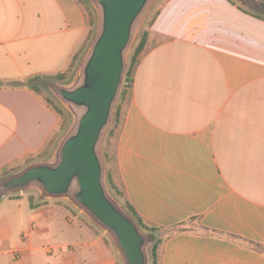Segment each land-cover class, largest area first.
I'll return each mask as SVG.
<instances>
[{
  "label": "crops",
  "instance_id": "obj_1",
  "mask_svg": "<svg viewBox=\"0 0 264 264\" xmlns=\"http://www.w3.org/2000/svg\"><path fill=\"white\" fill-rule=\"evenodd\" d=\"M89 7L0 0V170L42 154L59 128L43 96L8 84L68 72ZM232 9L166 3L103 140L125 201L162 240L157 264H264V21L240 23ZM23 192L0 198V264H125L77 206Z\"/></svg>",
  "mask_w": 264,
  "mask_h": 264
},
{
  "label": "water",
  "instance_id": "obj_2",
  "mask_svg": "<svg viewBox=\"0 0 264 264\" xmlns=\"http://www.w3.org/2000/svg\"><path fill=\"white\" fill-rule=\"evenodd\" d=\"M154 0H95L100 23L74 88L51 85L76 121L63 140L56 164L37 163L0 180V198L39 188L47 198H67L113 238L125 264H150L153 238L110 197L101 144L113 122L128 55ZM264 14L259 0H239Z\"/></svg>",
  "mask_w": 264,
  "mask_h": 264
},
{
  "label": "rangeland",
  "instance_id": "obj_3",
  "mask_svg": "<svg viewBox=\"0 0 264 264\" xmlns=\"http://www.w3.org/2000/svg\"><path fill=\"white\" fill-rule=\"evenodd\" d=\"M168 1L169 0H154L153 3L151 4L149 10L147 11V14L145 15L143 22L138 27L139 31L137 34V38H136L134 44L132 45L131 51L128 55L127 66H128V62H129V59H130V56H131L133 50L135 49V47L137 46L138 42L141 39L142 33L145 31H147V32L150 31L154 21L156 20V18L160 14L161 10L164 8V6L166 5V3ZM227 1H228L229 5L233 8L232 12H233L234 16L235 15L237 16L240 23L245 22L246 20L249 21L251 19H258L255 17V15H253L255 11L250 9L248 6H246L244 3L240 2L239 0H227ZM89 5H90L89 10L91 11V15H92L91 21L92 20L95 21V27L92 30H95V31H92L93 34L91 35V37L89 35V37L85 43V46L82 49L83 51L81 52L79 59L77 61H75L72 69L65 73V79L63 81H58L57 78L54 79L55 76H52V77L49 76L48 78H42L40 80L33 82L35 85L39 86L40 95L43 96L46 99V101H48L49 105L52 108L53 107L57 108L58 112H59V110L62 112L61 114H58V117H59L58 131L52 137L50 143L48 144V147L42 153V156L44 155V158L41 157L43 162H38V163L56 164L57 159H58L59 148H60L63 140L65 139V137L71 132L72 128L75 125L76 118H75L73 109L68 104H66L64 101H62L60 99V97L51 88V85L54 84V85L64 86L67 88H74L77 84V81L79 79V71H80L82 64H83V59L87 55L95 37L97 36L99 23H100L99 6L96 4L95 0H89ZM234 16L232 18H235ZM262 20L264 21V19H262ZM116 106H117V104H116ZM107 135H108V133H107ZM109 137H112V136L109 135ZM113 147H114V141L113 140L109 139V142H107L105 145H104V141H103V143L101 144V148H100V155H101V158L105 164L106 175H107L108 166H109V170L112 171L114 178H115V181L118 184L119 181H118V177H117V172L114 171V165H113L111 159L106 161V159L104 158V153L107 154V153H109V151H113ZM32 161L33 160H30L28 162V160H27L24 163L15 164V165L7 168V169L0 170V180L8 178L10 176H13L17 173H20L21 171L25 170L29 166L37 164V162H32ZM105 184L107 186L106 176H105ZM107 190H108L110 197L121 207V209L127 215H129L131 218L134 219V217L130 214V211L128 210V206L126 205L124 195L119 194L116 191L110 192L108 189V186H107ZM21 193L22 192H13L11 194H8L5 197L16 198V197H19L21 195ZM23 193L25 195H29V196L34 197L35 198L34 200L38 203L47 202V201L49 202V200H50L52 202H55V203H58L61 205H65V206H75L67 198H50L49 200L45 199L41 190L39 188H36V187L31 188L29 190H26ZM147 228L148 229H146V228L145 229L140 228V229L143 233L150 235L152 233V232H150L151 228L150 227H147ZM153 233H154V231H153ZM149 251H150V249H149Z\"/></svg>",
  "mask_w": 264,
  "mask_h": 264
},
{
  "label": "trees",
  "instance_id": "obj_4",
  "mask_svg": "<svg viewBox=\"0 0 264 264\" xmlns=\"http://www.w3.org/2000/svg\"><path fill=\"white\" fill-rule=\"evenodd\" d=\"M260 2L263 3L264 5V0H260ZM247 13V12H246ZM248 14V13H247ZM256 18L258 19H264V14H260L258 12H254V14ZM92 24V29L95 27V21H91ZM95 31V30H92ZM91 31L90 33V37L93 34V32ZM149 37H150V33L149 31H145L142 33L141 39L138 42L137 46L135 47V49L133 50L129 62H128V66H127V70H126V74H125V79H124V83H123V87L121 90V95L120 98L118 100L117 106L115 108V112H114V117H113V126L115 125L116 127L118 126L119 122H120V118H121V110H122V106L125 104L126 101L130 100L132 98V91H133V83H134V76L135 73L137 71V68L142 60V58L149 52L150 48H149ZM83 49V48H82ZM80 50L78 52V54L74 57V61L70 67V70L72 69L75 61H77L79 59V56L81 54V52L83 50ZM42 78H48L47 76H36L33 77L27 81H22V82H12L9 83L8 86H12V87H27L29 89H31L32 91L36 92L37 94L40 95V88L38 85H35L33 82L40 80ZM58 79V81H63L65 79V73H60L58 75H56L54 77V79ZM0 85H4L3 82L0 81ZM7 85V84H6ZM48 102V101H47ZM49 104V103H48ZM53 110L57 113V114H61L62 112L58 109L53 107ZM114 133L111 132V136H113ZM44 158V155L42 156V154L38 155L36 158H31L28 160V162L30 160H33L32 162H43L42 158ZM104 158L107 160L110 159V156L106 153H104ZM106 180H107V186L110 192L116 191L119 194H123V192L120 189V186L116 183L114 175L112 173L111 170H109V166H108V171H107V175H106ZM124 195V194H123ZM126 205L128 206V210L130 211V214L134 217V220L137 222V224L139 225L140 228H146L150 227L152 232L150 235L153 238V242H152V246L150 247V251H149V260H150V264H157V260H158V255H159V247L162 244V240H156L155 238V233L157 232V229L151 226H148L146 224L143 223V221L139 218V216L137 215V213L135 212V210L126 202ZM154 231V233H153Z\"/></svg>",
  "mask_w": 264,
  "mask_h": 264
}]
</instances>
